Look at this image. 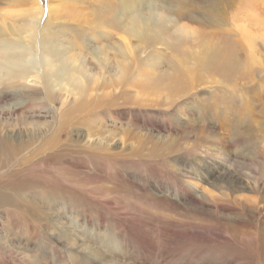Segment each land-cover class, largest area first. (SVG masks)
Masks as SVG:
<instances>
[{
	"label": "rangeland",
	"instance_id": "obj_1",
	"mask_svg": "<svg viewBox=\"0 0 264 264\" xmlns=\"http://www.w3.org/2000/svg\"><path fill=\"white\" fill-rule=\"evenodd\" d=\"M83 1L39 0V30L49 17L63 12L67 15L55 19L62 23V32L69 22L80 26L79 31L84 25L93 27L98 17L93 18L91 13L102 5L107 9L117 3ZM166 1L168 17L180 26L204 33L206 41L220 42L224 49L238 45L235 61H248V67L238 76L236 68L230 75L205 73V83L194 85L179 97L168 88L148 94L137 87L138 94H134L137 89L126 86L116 91L117 96L107 91L105 99L102 91L93 93L101 97L100 105L108 111L102 117L99 110L103 108H96L100 118L94 126L90 123L92 127L97 125L92 139H100L107 146L103 157L93 160L76 152L65 156L57 169L52 162L28 171H0V192L9 194L14 202L8 207L0 205V264H264V0H252L249 10L258 19L256 24L244 19L248 10L239 5L240 0L225 7L224 24L248 25L250 34L246 38L224 24L206 28L192 7L185 11L181 0ZM188 1H192L191 6L207 4L206 0ZM3 3L0 0V8ZM47 5L65 7L56 15ZM24 10L31 13H17L13 7L8 14L0 10V26L9 29L32 15L30 6ZM184 11L198 23L177 17V12ZM95 25L98 34L105 36L103 25ZM51 26L48 22L43 29L50 32ZM107 29L111 39L117 38ZM72 42L70 36L64 44L72 46ZM247 42L252 43L250 47ZM174 43L178 40L145 48L140 59L146 58L151 64L159 61L157 67L152 64L158 76L171 74V56L182 49L175 48ZM53 92L54 106L46 102L47 120L60 143H69L77 135L87 137L89 132L84 127L70 132L64 126L66 134L59 133L58 124L70 105H63L57 91ZM112 100L114 105L106 106ZM144 112L152 115L145 116ZM41 116L34 121L46 120ZM9 117L4 114L12 128L16 121ZM245 118L248 122L241 120ZM236 120L249 126L240 128L248 129V143L235 134L231 136ZM212 126L216 137L208 129ZM192 129H198L199 135L189 134ZM86 142L78 145L89 146ZM151 148H155V155ZM44 191H51L52 199L44 196Z\"/></svg>",
	"mask_w": 264,
	"mask_h": 264
},
{
	"label": "bare ground",
	"instance_id": "obj_2",
	"mask_svg": "<svg viewBox=\"0 0 264 264\" xmlns=\"http://www.w3.org/2000/svg\"><path fill=\"white\" fill-rule=\"evenodd\" d=\"M3 1L4 7L0 8V10L7 14L10 12L11 7L17 13L29 14L31 12L24 10V8L30 6L32 15L9 29L0 26V156H2L0 158V171L10 169L28 171V169L32 170L35 166L43 167L45 166L44 163L47 165L52 162V166L55 165V169H57L56 167L59 166L56 165H61L65 162V156L75 155L76 152H79L78 155L85 153L87 158L93 160L97 156H100L99 158L103 157V152L107 146L100 139H92L96 136L94 131L97 125L95 127L90 125V123L93 125L94 121L100 118L96 113V108H103L102 110L98 109L100 114L103 115H101L102 117L106 116L108 112L104 110L103 105H100L102 103L101 97L96 95L98 91L103 92L102 96L105 99L108 97L107 91H111L110 94L116 95V91L121 86H126L129 89H137L138 87V89H143L148 94L155 90H167L168 88L176 91L179 97L184 95L183 93H186L189 89H192L194 85L205 83V73H211L212 76L224 73L229 74L232 69L236 68L234 72L239 75L240 70H244L249 65L248 61L245 64L235 61L236 51L234 49L238 45L235 46L233 44L231 46L233 47L232 49H224L223 45L219 44L220 42L204 40V33H198L190 28L178 25L176 19L167 15L166 0H116L117 3L111 5L104 3V6L109 5L107 9H103L102 5L99 10L91 13L93 18L98 17L94 20L93 27L84 25L82 26L84 29L79 31L80 26H74L75 23L69 22L65 25L66 32H62L59 29L62 23L55 22V19L59 20L58 17L65 14L62 9L61 13H63L60 14L59 9L64 5L56 9L53 5H47V9L51 13L54 14L55 11L56 15L60 14V16L47 19L43 27L48 26V22L52 26L50 32H46L43 27L41 31L39 30V17L42 16L37 13L39 0ZM206 1L207 4L204 6L200 4L191 6L193 3L188 0H181L179 3H181L185 11H187V7H192V12L194 11V14L197 13L201 16V22L204 21L202 23L206 25V28L216 24H224L225 7L226 5L234 4L235 0ZM80 2L82 4L85 3L83 0H80ZM239 2L241 3L239 4L240 6L248 10L244 19L249 23L253 22L256 24L258 19L249 10L253 7L252 0H247V2L246 0H240ZM161 6H163L162 10ZM141 10H146V12L141 13ZM65 11L67 13L66 9ZM185 11L184 13L177 12V17L188 22L198 23L193 19L194 17L192 18ZM4 12L2 13L4 14ZM95 23L103 25L106 30L105 36L102 35V37L98 34L100 30ZM227 26L236 29L243 38L250 34L247 29L248 25L233 27L232 24V26ZM107 28H110L115 35L117 34V38L111 39L112 35H108ZM196 32L198 36H196ZM84 34H87V36ZM61 35H64L62 39ZM70 36L74 38V42H72V46H66L64 41H68ZM174 39L178 40V43L176 45L174 43L173 46L175 48L181 47L182 49L179 48V51H175V55L171 56L173 61L170 60L172 65L170 64L168 68L172 73L167 74L164 72V75L158 76L155 73V67L160 62L152 63L155 66L153 67L151 63H147L146 58L140 59V53H145V48L151 49L153 46L169 43L174 41ZM88 41L90 45L87 44ZM249 44L252 43L247 42V46L250 47ZM39 67L41 68L40 70H38ZM227 76H224V78ZM213 79H216L215 76ZM53 89L57 91L63 105H70L65 111L63 119L58 124L59 133L66 134L64 126L70 128V132H73V128L84 127L89 132L87 137L77 135L69 143L66 141V144L60 143L59 135L53 133V124H51L50 120H47V114H49L46 109L47 103H51L53 106L55 104ZM138 89L134 94H138ZM93 93L96 94L94 95ZM113 103V100L107 101L106 106L111 107L114 105ZM6 106L9 107L7 111L5 109ZM115 106L117 107L116 104ZM5 113L12 117L11 120L16 121L12 128L8 122L9 120H4ZM39 115H42L41 117L46 120L35 122L34 119L39 117ZM144 115L151 116L152 113L150 115V113L144 112ZM144 115L142 116L144 117ZM241 120H247L246 122H248V118ZM82 121H85V124ZM243 121L236 120L234 123L231 122L232 129H230V134L233 138L235 134L236 138L238 137L245 143L250 133L248 129L247 132L240 130L242 127H249ZM9 127L12 129L11 132L8 130ZM208 129L216 137L217 131L213 126ZM191 132H194V134L199 133L198 129L188 130L189 134ZM224 132L226 131L224 130ZM181 133L183 134V132ZM86 140L90 142L89 146L84 145L82 147L78 145L79 143L82 144L83 141L86 144ZM233 145L235 144L233 143ZM150 151H152V155L157 153L155 148H151ZM87 158L86 160H88ZM44 187L46 188V186ZM50 192L44 191V196L48 195L51 198L52 194ZM44 200L47 202L51 201L49 199ZM0 205L8 207L9 205H14V202L9 194L0 192Z\"/></svg>",
	"mask_w": 264,
	"mask_h": 264
}]
</instances>
